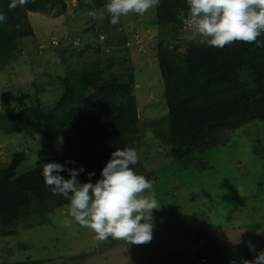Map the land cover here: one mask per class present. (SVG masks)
I'll use <instances>...</instances> for the list:
<instances>
[{
  "label": "rangeland",
  "instance_id": "rangeland-1",
  "mask_svg": "<svg viewBox=\"0 0 264 264\" xmlns=\"http://www.w3.org/2000/svg\"><path fill=\"white\" fill-rule=\"evenodd\" d=\"M67 2V11L60 16L28 14L34 35L23 38L18 58L0 71V111L29 103L22 98L24 94L36 95L51 105L60 93L58 78L67 66L80 67L92 59L104 65L113 59L112 71L118 72L119 78L131 73L134 81L139 161L133 168L152 183L161 209L154 210L152 241L137 245L111 238L99 241L91 229L70 217L67 206L53 215L49 224H19L12 235L0 237V262L10 260L7 248L27 243L37 258H53L44 264H186L205 245L207 236L220 245L245 242L249 260H253L264 249V151H254L264 147V122L253 121L227 132L225 144L205 153L207 165L179 167L170 153L167 106L156 57L160 30L154 9L144 16L132 13L121 17L120 23L112 25L105 20H110L109 14L102 20L92 19L89 13L99 14L100 10L89 6L75 11V0ZM107 30L115 38L129 32L127 42L108 44ZM178 37L202 39L187 19ZM43 145L47 140L35 126L12 134L0 132V166L9 162L13 152L23 150L29 156L20 166L25 171L51 152ZM68 220L70 224H66ZM199 230L206 234L196 235Z\"/></svg>",
  "mask_w": 264,
  "mask_h": 264
},
{
  "label": "trees",
  "instance_id": "trees-1",
  "mask_svg": "<svg viewBox=\"0 0 264 264\" xmlns=\"http://www.w3.org/2000/svg\"><path fill=\"white\" fill-rule=\"evenodd\" d=\"M106 2L75 0L73 9L90 6L102 10ZM9 3L0 0V13L7 15V21L0 23V71L18 58L23 38L34 35L30 12L56 17L68 9L67 0H30L15 10L8 9ZM187 12V0H160L154 9L160 30L156 57L167 106L170 153L179 167L196 168L207 165L203 161L207 151L227 142V132L253 121L264 122V47L237 41L217 48L201 40L181 39L178 34L184 20L177 17L184 13L187 19ZM127 33L115 38L107 30L105 40L110 45H123ZM257 39L264 42V34ZM101 64L92 59L80 67L67 66L58 78L60 93L51 105L36 95L32 98L24 94L22 98L29 103L16 110L0 111V132L12 134L35 126L47 140L44 148L51 150L25 171L20 170L28 156L23 150L13 152L9 162L0 166V237L12 235L19 224H49L53 215L69 206L67 198L53 195L45 185L44 163L74 160L75 164L67 167L84 168L78 177L81 182L88 180L87 173L92 171L95 175L91 180L95 182L113 151L125 147L136 150L139 116L132 93L133 76L129 73L119 78L118 72L112 71L113 59ZM254 151L260 154L264 147ZM61 175L68 178L67 172ZM195 234L206 233L199 230ZM207 238L186 264H242L250 258L245 242L220 245L211 236ZM7 252L10 260L0 264H44L53 260L37 258L27 243L17 249L9 247Z\"/></svg>",
  "mask_w": 264,
  "mask_h": 264
},
{
  "label": "clouds",
  "instance_id": "clouds-1",
  "mask_svg": "<svg viewBox=\"0 0 264 264\" xmlns=\"http://www.w3.org/2000/svg\"><path fill=\"white\" fill-rule=\"evenodd\" d=\"M30 0H10L9 10L22 8ZM160 0H107L97 14L91 11L92 19H103L105 11L110 14V23L117 25L121 17L129 14L146 15L155 9ZM187 23L202 39L201 43L223 48L237 41L255 42L264 47L257 38L264 34V0H187ZM185 19L184 13L177 17ZM7 21L6 13H0V23ZM139 161L137 150L130 147L117 148L93 182L95 172H88V180L78 178L84 168L67 167L51 161L44 163L42 176L53 195H62L69 200V215L81 227L91 229L101 242L123 240L129 244H147L153 239L156 226L154 210L161 203L152 193L153 185L132 166ZM68 173V178L61 175ZM151 193V194H147ZM71 220L66 221L70 224ZM242 264H264V249L253 260L244 259Z\"/></svg>",
  "mask_w": 264,
  "mask_h": 264
},
{
  "label": "built area",
  "instance_id": "built-area-1",
  "mask_svg": "<svg viewBox=\"0 0 264 264\" xmlns=\"http://www.w3.org/2000/svg\"><path fill=\"white\" fill-rule=\"evenodd\" d=\"M53 42H54L55 44H57V43H58V42H57V40H55V39L53 40Z\"/></svg>",
  "mask_w": 264,
  "mask_h": 264
}]
</instances>
